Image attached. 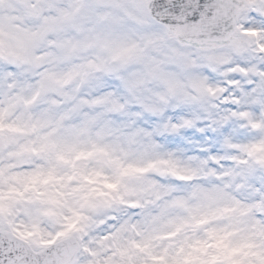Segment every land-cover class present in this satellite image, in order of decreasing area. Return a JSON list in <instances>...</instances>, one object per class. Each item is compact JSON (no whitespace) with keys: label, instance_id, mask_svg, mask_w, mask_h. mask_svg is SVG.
<instances>
[{"label":"clouds","instance_id":"obj_1","mask_svg":"<svg viewBox=\"0 0 264 264\" xmlns=\"http://www.w3.org/2000/svg\"><path fill=\"white\" fill-rule=\"evenodd\" d=\"M0 264H264V0H0Z\"/></svg>","mask_w":264,"mask_h":264}]
</instances>
